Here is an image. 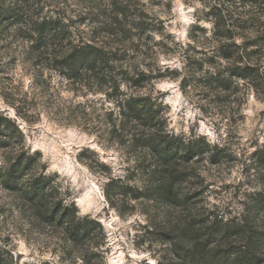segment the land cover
Masks as SVG:
<instances>
[{"label":"rangeland","instance_id":"rangeland-1","mask_svg":"<svg viewBox=\"0 0 264 264\" xmlns=\"http://www.w3.org/2000/svg\"><path fill=\"white\" fill-rule=\"evenodd\" d=\"M37 1L24 8V20L52 16L69 27L76 41L95 39L111 50L123 45L127 60L111 64L145 76L142 88L124 84L121 91L150 95L159 106L165 134L194 140L203 153L193 158L178 154L174 166L185 175L176 191L184 202L174 207L154 198L149 188L154 156L146 149L126 147L112 133L105 114L113 112L116 120L117 108L93 81L86 87L66 85L50 70L51 89H38L30 122L21 119L1 92L10 79L16 96L30 83L28 66L9 56L23 49L24 35L15 34L17 26L0 30V112L17 122L27 147L41 154L64 201L75 202L80 216L104 228L107 253L104 260L94 257L92 264H182L185 243L180 238L165 241L164 235L177 237L173 229L182 233L190 215L201 221L235 219L251 210L256 196L264 195V170L254 156L264 148V47L254 48L263 67L257 91L234 80L232 93L225 95L207 80L206 65L198 72L196 64L215 52L214 43L207 45L217 32L209 12L213 0ZM17 3L0 0V18L13 17L11 8ZM233 33L240 46L252 40L248 31ZM214 61L222 63L218 57ZM111 178L116 180L108 186ZM19 207L15 197L0 188V254L9 260L12 254L14 264H74L79 251L64 243L57 230L32 223ZM215 241L227 255L239 246H228L222 236Z\"/></svg>","mask_w":264,"mask_h":264},{"label":"trees","instance_id":"trees-1","mask_svg":"<svg viewBox=\"0 0 264 264\" xmlns=\"http://www.w3.org/2000/svg\"><path fill=\"white\" fill-rule=\"evenodd\" d=\"M213 1L214 5L209 12L217 32L210 39L211 42H207L208 38L204 41L209 47L214 43L215 52L210 58L201 60L203 63L196 62L199 66L197 70L203 71L205 65L209 71L213 69L212 72H206L207 80L214 84L219 93L231 94L234 80L247 82L253 92L257 91L263 67L260 66L261 54L258 57L254 48L264 47V0ZM38 3L37 0H19L11 8L13 17L0 18V30L17 26L15 34L24 35L22 52L11 51L9 56L11 61L22 60L23 65L28 66L30 82L26 91L16 96L13 80L10 79L11 82L4 83L1 90L3 100L11 105L21 119L29 123L32 116L29 112L37 98L36 91L43 89L46 93L51 89L50 70H54L66 85L86 87L87 82L93 81L117 108V119H112L113 112L107 113L105 122L112 127V133L118 135L119 142L130 149H146L154 156L155 166L148 172L151 181L149 188L154 198L174 207L182 206L184 201H180L182 199L176 187L184 180L181 177L184 173L174 163L179 153L191 158L202 154L201 145L194 140H180L165 134L159 106L152 104L150 95L121 91L124 84L128 88H142L145 76H137L132 68H116L111 64L114 60H127V51L123 45L111 50L107 49L104 42L97 43L95 39L89 42L76 41L69 27L52 16L24 20V8H31ZM220 29L222 31L219 33ZM233 30L248 31L252 40L247 39V45H238ZM215 57L222 61L219 66L214 61ZM223 63L227 66L222 68ZM254 156L264 170V148L257 150ZM115 180L111 178L108 186ZM0 188L15 197L20 205L19 211L28 213L32 223L37 222L57 230L64 243L79 251L74 264H92L94 257L104 260L107 250L102 225L89 216H80L75 202L64 201L57 178L48 174V166L42 163L41 154L27 147L20 126L2 112ZM106 198L110 206L116 208L113 196L108 191ZM196 218L190 215L185 219L182 233L181 230L173 229L177 237L164 235L165 241L174 242L180 238L185 243L186 255L182 264L264 263V259L261 261L264 256V195L256 196L251 210L235 219L224 221L223 217H216L212 221H201ZM221 236L228 246L233 243L239 245L231 255H227L229 251L219 249L221 244L215 240ZM10 257L9 260L0 254V264H14V256L10 254Z\"/></svg>","mask_w":264,"mask_h":264}]
</instances>
